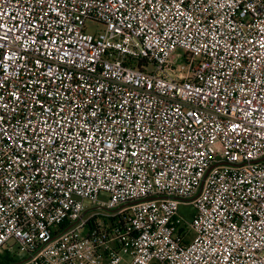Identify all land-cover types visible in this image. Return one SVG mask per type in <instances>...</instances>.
<instances>
[{
	"label": "built area",
	"instance_id": "1",
	"mask_svg": "<svg viewBox=\"0 0 264 264\" xmlns=\"http://www.w3.org/2000/svg\"><path fill=\"white\" fill-rule=\"evenodd\" d=\"M0 255L264 264V0H0Z\"/></svg>",
	"mask_w": 264,
	"mask_h": 264
},
{
	"label": "rangeland",
	"instance_id": "2",
	"mask_svg": "<svg viewBox=\"0 0 264 264\" xmlns=\"http://www.w3.org/2000/svg\"><path fill=\"white\" fill-rule=\"evenodd\" d=\"M87 28H88V31L91 32V33H95L97 31H101L102 30V26L101 25H98L96 23H93V22H89L87 24ZM174 58L177 60V62H179L180 64H184L187 60V55L184 51L182 50H179L175 53V56ZM106 195H103L102 198L106 199ZM85 205L87 208H91L93 205L91 204V202L89 201H86L85 202ZM192 208L190 207H186V206H181V212L186 215L187 217L189 216V214L191 215V212H192ZM194 234V233H193ZM192 234V237H194V235ZM15 253L17 254V257L19 260L21 259H24L26 257V254L24 253H18L16 249L13 250L12 252V255H15ZM3 254L5 255V251L3 252ZM125 258H129V257H125Z\"/></svg>",
	"mask_w": 264,
	"mask_h": 264
},
{
	"label": "trees",
	"instance_id": "3",
	"mask_svg": "<svg viewBox=\"0 0 264 264\" xmlns=\"http://www.w3.org/2000/svg\"><path fill=\"white\" fill-rule=\"evenodd\" d=\"M3 256L0 255V258H2ZM18 260H16V258L14 257H9V256H5L3 257V261H0V264H14L17 263Z\"/></svg>",
	"mask_w": 264,
	"mask_h": 264
},
{
	"label": "water",
	"instance_id": "4",
	"mask_svg": "<svg viewBox=\"0 0 264 264\" xmlns=\"http://www.w3.org/2000/svg\"><path fill=\"white\" fill-rule=\"evenodd\" d=\"M24 262V261H23ZM22 262H20V263H16V264H21Z\"/></svg>",
	"mask_w": 264,
	"mask_h": 264
}]
</instances>
